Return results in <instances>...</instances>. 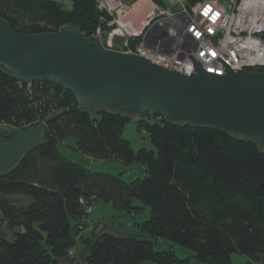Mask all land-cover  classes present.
I'll return each mask as SVG.
<instances>
[{
  "label": "trees",
  "instance_id": "obj_1",
  "mask_svg": "<svg viewBox=\"0 0 264 264\" xmlns=\"http://www.w3.org/2000/svg\"><path fill=\"white\" fill-rule=\"evenodd\" d=\"M162 5L165 3L158 0ZM203 0H186L187 7ZM0 0V16L21 33L81 29L91 37L107 28L109 15L96 0ZM64 113L47 124L41 141L0 176V208L12 239L0 236V264H72L70 250H85L84 264H234V252L246 264H264V146L211 126L139 115L156 150H135L123 130L131 115L112 109H80L73 92L46 82L11 78L0 68V130L7 139L39 124L50 112ZM40 121V122H39ZM20 129L17 131L14 128ZM75 137L76 149L103 159L145 165L131 182L94 172L60 151L58 142ZM98 199L129 213L150 206L140 234L101 232L85 235L79 225L85 204ZM181 245L192 253L156 249V240ZM80 253V252H79Z\"/></svg>",
  "mask_w": 264,
  "mask_h": 264
},
{
  "label": "water",
  "instance_id": "obj_2",
  "mask_svg": "<svg viewBox=\"0 0 264 264\" xmlns=\"http://www.w3.org/2000/svg\"><path fill=\"white\" fill-rule=\"evenodd\" d=\"M189 56L195 63L190 75L139 54L108 48L79 28L21 33L0 16V68L21 83L61 86L73 92L82 110L158 115L170 122L208 125L264 146V70L234 69L218 56L225 67L221 75ZM64 111H52L39 124L0 138V176L41 141L47 124ZM3 219L0 208V223Z\"/></svg>",
  "mask_w": 264,
  "mask_h": 264
},
{
  "label": "built area",
  "instance_id": "obj_3",
  "mask_svg": "<svg viewBox=\"0 0 264 264\" xmlns=\"http://www.w3.org/2000/svg\"><path fill=\"white\" fill-rule=\"evenodd\" d=\"M96 2L109 15L102 41L108 48L188 75L195 71L190 54L207 71L221 75L225 67L218 56L234 69L264 70V0H203L178 8L158 0ZM80 201L88 216L94 204Z\"/></svg>",
  "mask_w": 264,
  "mask_h": 264
},
{
  "label": "rangeland",
  "instance_id": "obj_4",
  "mask_svg": "<svg viewBox=\"0 0 264 264\" xmlns=\"http://www.w3.org/2000/svg\"><path fill=\"white\" fill-rule=\"evenodd\" d=\"M65 8H71L73 3L71 0H57ZM165 5H169L173 8H178L186 2V0H162ZM104 30H98L93 36H96L101 42L104 39ZM140 116L132 114L130 119L126 123L123 130V137L130 140L133 148L137 151L144 147L149 150H156V146L150 141L149 135L138 129V120ZM149 122H155L156 120L152 117L147 118ZM40 122V121H39ZM10 124L0 123V130L6 131V134L10 132L9 130L13 127ZM19 130L20 127L14 128ZM8 131V132H7ZM10 134V133H8ZM58 147L60 151L64 153L67 157L73 161L81 163L85 168H89L94 172H104L111 173L114 175H119L126 180L131 182L137 178H142L145 175V165L139 162H131L130 164H125L121 161L114 159H103L100 157H95L87 153H83L76 149L75 137L67 136L63 140L58 142ZM133 205L140 206L143 209L138 212L129 213L124 209H117L112 202H107L103 199H98L93 207V210L88 217L83 221V225L80 224L79 228L82 233H87L88 235H99L101 232L115 233L117 235L123 234H140L143 235L144 232L139 229V224L147 220L151 216V209L149 205L142 204L140 199L133 198ZM82 225V227H80ZM5 233L7 237L12 239V233L10 232L7 224L0 226V236ZM156 249L167 250L173 249L181 257L189 256L192 251L187 248L177 245L171 241L165 240L163 238H158L156 240ZM80 252V253H79ZM85 250H78L75 248L72 257L74 262L72 264H84L82 258L84 257ZM232 260L234 264H246V262L251 259L247 254H241L234 252L232 255Z\"/></svg>",
  "mask_w": 264,
  "mask_h": 264
},
{
  "label": "crops",
  "instance_id": "obj_5",
  "mask_svg": "<svg viewBox=\"0 0 264 264\" xmlns=\"http://www.w3.org/2000/svg\"><path fill=\"white\" fill-rule=\"evenodd\" d=\"M85 235L89 236L87 233H84Z\"/></svg>",
  "mask_w": 264,
  "mask_h": 264
},
{
  "label": "snow or ice",
  "instance_id": "obj_6",
  "mask_svg": "<svg viewBox=\"0 0 264 264\" xmlns=\"http://www.w3.org/2000/svg\"><path fill=\"white\" fill-rule=\"evenodd\" d=\"M205 14H207V13H205Z\"/></svg>",
  "mask_w": 264,
  "mask_h": 264
}]
</instances>
